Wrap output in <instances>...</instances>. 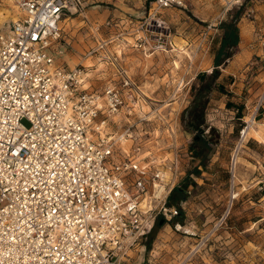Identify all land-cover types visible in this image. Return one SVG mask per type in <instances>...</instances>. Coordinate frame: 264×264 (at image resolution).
Returning a JSON list of instances; mask_svg holds the SVG:
<instances>
[{
  "label": "built area",
  "instance_id": "1",
  "mask_svg": "<svg viewBox=\"0 0 264 264\" xmlns=\"http://www.w3.org/2000/svg\"><path fill=\"white\" fill-rule=\"evenodd\" d=\"M11 1L17 16L0 29V264H116L159 215L172 221L184 208L167 202L179 185L177 149L170 159L144 153L128 118L123 130L111 128L112 116L137 102L139 87L109 40L86 50L112 65L95 88L85 84L87 65L56 61L61 21L84 0ZM172 1L151 2L156 27L166 28L156 14ZM156 38L162 46L165 39ZM251 115L256 110L242 120L236 153ZM170 135L172 145L171 127ZM171 224L189 233L179 221ZM202 261L220 264L211 255Z\"/></svg>",
  "mask_w": 264,
  "mask_h": 264
},
{
  "label": "rangeland",
  "instance_id": "2",
  "mask_svg": "<svg viewBox=\"0 0 264 264\" xmlns=\"http://www.w3.org/2000/svg\"><path fill=\"white\" fill-rule=\"evenodd\" d=\"M152 1L84 0L77 13L63 17L56 54L64 66L91 64L85 84L95 88L111 74L112 65L86 50L109 40L108 48L120 53L139 87L137 102L113 115L111 128L123 130L130 125L128 118L145 143L144 153L149 149L170 159L177 149L184 208L172 221L159 215L150 232L115 263L203 264L202 258L211 255L220 264H264V0H173L156 14L166 28L151 21ZM15 16L12 1L0 0V29ZM231 19L236 20L238 43L225 48L232 54L218 66L219 75L204 94L203 141H195L185 111L195 88L211 81L207 74L225 31L223 22ZM158 35L165 39L162 46L153 44ZM144 41L148 45L140 44ZM254 110L257 123L233 163L242 120ZM125 145L128 149L130 140ZM173 200L167 198L170 204ZM175 221L195 233L175 231ZM201 238L205 242L196 250Z\"/></svg>",
  "mask_w": 264,
  "mask_h": 264
},
{
  "label": "trees",
  "instance_id": "3",
  "mask_svg": "<svg viewBox=\"0 0 264 264\" xmlns=\"http://www.w3.org/2000/svg\"><path fill=\"white\" fill-rule=\"evenodd\" d=\"M223 26L225 27V31L221 38L219 48L213 57V68L210 73L207 74V76L210 77L211 81L208 83V85L201 84L197 88H195V91L193 93V99L185 111L187 114L184 119H188V128L190 130L196 131V135L194 137L195 141H203V137L202 135H200V131L203 130V128L201 127L203 124V119L200 118V113L203 111L205 103V100L203 98L204 94L211 90L216 78L218 77V66L224 62L225 58L229 57L232 54L228 51H226L225 53V48L235 46L238 43V29L236 26V20L231 19L228 22H223ZM223 52L224 56L222 57L221 54ZM193 150H196V148L194 147ZM196 152L197 154L199 153L198 151H194V153ZM185 192L186 190L184 189V187L180 185L174 186L168 198H173L174 204L179 205L182 201L181 196L185 195ZM177 196H179L180 198H176Z\"/></svg>",
  "mask_w": 264,
  "mask_h": 264
},
{
  "label": "bare ground",
  "instance_id": "4",
  "mask_svg": "<svg viewBox=\"0 0 264 264\" xmlns=\"http://www.w3.org/2000/svg\"><path fill=\"white\" fill-rule=\"evenodd\" d=\"M86 65H90V64H86ZM86 74H88V72H87ZM248 118L251 120V123H250V125H249V127H248V129H247V134H250L252 128L256 125L257 121H256V119L253 120L252 115H251L250 117H248ZM125 141H126V139H123L122 142H121V146H122V148H124V149H126ZM237 157H238V156H237V153H236V154H235V157H234V159H233V162H234V163H236V161H237ZM142 204H143V203H142ZM183 229H184L185 231H189V228H188L187 226H184ZM189 232H190V231H189Z\"/></svg>",
  "mask_w": 264,
  "mask_h": 264
},
{
  "label": "crops",
  "instance_id": "5",
  "mask_svg": "<svg viewBox=\"0 0 264 264\" xmlns=\"http://www.w3.org/2000/svg\"><path fill=\"white\" fill-rule=\"evenodd\" d=\"M91 65V64H90Z\"/></svg>",
  "mask_w": 264,
  "mask_h": 264
}]
</instances>
